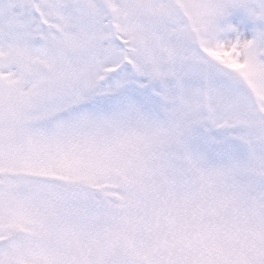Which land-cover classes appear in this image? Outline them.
Segmentation results:
<instances>
[{
  "label": "snow or ice",
  "instance_id": "snow-or-ice-1",
  "mask_svg": "<svg viewBox=\"0 0 264 264\" xmlns=\"http://www.w3.org/2000/svg\"><path fill=\"white\" fill-rule=\"evenodd\" d=\"M0 264H264V0H0Z\"/></svg>",
  "mask_w": 264,
  "mask_h": 264
}]
</instances>
